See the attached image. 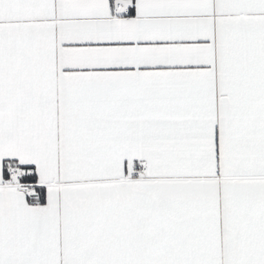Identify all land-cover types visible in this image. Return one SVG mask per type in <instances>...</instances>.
Wrapping results in <instances>:
<instances>
[{"label":"snow or ice","instance_id":"snow-or-ice-1","mask_svg":"<svg viewBox=\"0 0 264 264\" xmlns=\"http://www.w3.org/2000/svg\"><path fill=\"white\" fill-rule=\"evenodd\" d=\"M0 264H264V0H0Z\"/></svg>","mask_w":264,"mask_h":264}]
</instances>
